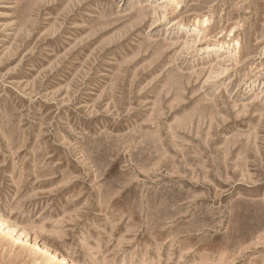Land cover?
<instances>
[{"label":"rangeland","instance_id":"1","mask_svg":"<svg viewBox=\"0 0 264 264\" xmlns=\"http://www.w3.org/2000/svg\"><path fill=\"white\" fill-rule=\"evenodd\" d=\"M0 264H264V0H0Z\"/></svg>","mask_w":264,"mask_h":264}]
</instances>
